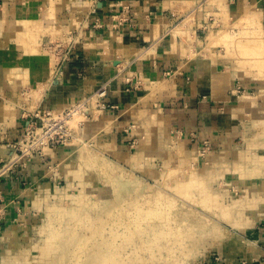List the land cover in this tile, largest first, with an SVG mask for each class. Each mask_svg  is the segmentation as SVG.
<instances>
[{
	"label": "crops",
	"instance_id": "crops-1",
	"mask_svg": "<svg viewBox=\"0 0 264 264\" xmlns=\"http://www.w3.org/2000/svg\"><path fill=\"white\" fill-rule=\"evenodd\" d=\"M218 12L227 13L231 23L243 15L264 23V0H0V164L13 152L11 144L21 135L26 110L44 105L61 109L92 95L103 83H108L104 103L110 107L97 111L87 124L91 132L98 131V137L105 140L107 126L110 137L123 129L128 134L133 131L141 136L136 152L147 158L167 151L172 142L195 150L208 139L211 150L202 158L215 159L220 151L216 163L242 144L255 99L245 93V87L254 81L240 76L247 71L242 64L237 70L231 61L213 59L210 51L200 49L199 38L192 43L194 53L188 48L181 54L172 42L187 44L181 42L182 30L170 34L189 14L197 13L198 20L205 22L207 14ZM97 18L100 28L90 27ZM74 31L82 38L78 56L55 78L56 58L40 48L45 41L69 40ZM243 92L240 97L249 103L238 98ZM250 125L247 147L260 152L245 150L240 156L234 150V155L251 162L255 178L264 180V145L258 139L260 131ZM65 147L51 154L58 164ZM43 160L38 156L3 177L4 200L11 211L22 206L31 210L28 205L33 199L27 190L38 191L48 181L54 182L55 172ZM241 173L245 172L237 175ZM239 181L243 194L254 186L252 192L264 197L261 182ZM35 200L39 208L41 198ZM256 214L260 216L254 225L244 228H254L252 232L241 236L250 235V242L243 241L252 245L248 248L260 261L264 259V198Z\"/></svg>",
	"mask_w": 264,
	"mask_h": 264
},
{
	"label": "rangeland",
	"instance_id": "rangeland-1",
	"mask_svg": "<svg viewBox=\"0 0 264 264\" xmlns=\"http://www.w3.org/2000/svg\"><path fill=\"white\" fill-rule=\"evenodd\" d=\"M208 1L214 3V0ZM189 15L170 34L171 36L173 33H178L179 28L182 30L181 42L187 44L179 46L171 41L180 53L183 54L188 48L194 53L192 43L199 38V48H206V51H210L213 59L223 60V62L231 61L230 64L237 70L239 64L245 60L247 71L240 76L249 82L254 81L247 86L242 83V89L244 85L247 89L245 93L251 94L255 98L254 104H250L249 112V117L253 121L251 120L246 127L247 133L241 141L242 144H236L238 146L230 149L228 154L216 163L213 161L218 158L220 151L216 152L215 159L214 157L204 159L203 156L198 157V148L194 150L181 147L175 142H172V146L167 151H161L156 156L147 158L141 157L142 153L136 152L141 144L139 134L133 131L132 134H128V130L123 129L117 137H110L107 126L103 128L107 137L105 140L99 141L96 136L98 131L93 133L86 125V128L79 129L77 141L58 146L51 150L47 156L42 157L45 158L43 163L48 162L49 169H53L55 172L51 175V180L54 182L48 181L38 191L27 190V194L33 199L28 205V209L31 210L27 211L26 207L24 209L22 206L11 211L5 203L6 191L2 188L4 176L23 165H28V163L25 161L14 164L13 170L0 176V195L2 197L0 202V264H39L44 255H46L44 259L48 258V260L45 259L48 261L47 264H56V258L64 254H66L67 264H72L75 258L70 253L69 246L66 248L60 244L65 240L67 231L72 229L71 221L75 216H78L80 209L84 208L86 211L96 212V215H100L108 209L111 203H114L115 206L111 207L113 211L114 208L117 213L125 211L132 224L129 223V227L124 226V223L118 226V228L120 227L119 242L125 239L126 232L132 233L134 229L141 232L140 228L144 227L145 231L142 232L145 237H143L144 243L146 245L149 242L148 245L152 244V248V246L155 247L154 240H156L152 238V235L158 231V228L169 229L166 231L168 236L166 235L165 239H162L165 243L167 242V245L169 243L171 245L172 242L171 248L169 246L168 249L167 247L160 249L155 247L157 253L154 255L151 253V249L144 251L148 257L152 256L149 260H152L151 264H168L173 261V258H176L175 264H237L238 262L240 264H261L260 261L264 262V259L259 261L255 258L257 255L250 252L248 248L252 246L247 242L251 241L249 234L254 228L249 231L243 228L246 227V221L243 219L250 214L248 212L249 202H247L249 198L244 196L242 191L244 186L239 178L250 179L256 184L261 182L263 191L264 180L255 178L256 173H252L251 162L245 158L238 159L234 155V150L239 151L240 156L245 155L243 154L245 150H251L255 154L260 152L256 148L252 150L247 147V138L250 137L248 131H251L250 124H253L252 127L255 131L256 129L260 131L258 139L264 145V23L261 18L250 15H243L237 22L231 23V18L224 12L207 14L205 22L198 20L201 15L199 17L197 13ZM220 21H224V26ZM93 25L94 23L91 22L90 27ZM197 25L200 30L196 29L195 31L193 28ZM84 30L82 28L80 32L84 33ZM81 39L79 32L74 31L69 40H51L52 43L50 40L49 42L45 41L42 48H39L41 51L49 53V56L53 54L56 58L55 52L49 48V43L64 45L72 43L79 49L82 46ZM47 53L40 55L48 57ZM162 78L166 79L165 77L160 79ZM245 93L239 94L238 98L249 103L240 97ZM37 107L32 106L26 111L34 110ZM40 108H45V105ZM130 132L131 130H129ZM134 140L136 141L135 146L133 145ZM66 145L68 153H63L64 157L58 164L51 154L55 155L60 147ZM75 145L77 148L74 147ZM248 159L251 161L253 157H248ZM241 170L245 173L237 175ZM198 186L205 189H199ZM38 196L41 198V203L39 208H35L34 202ZM82 199L84 203L81 201ZM126 202L133 208L125 205ZM89 203L97 204L91 207ZM226 204L227 208H224ZM138 208L139 210H137ZM145 209L147 213L144 211ZM237 210L242 211L241 217L237 215L238 219L234 218L236 213H230ZM140 211H142V215L138 213ZM132 221L138 222L135 224ZM147 228L152 229L148 231ZM62 231H66V233L61 234ZM244 232L249 233V236H241ZM51 233L53 236H50ZM56 236L63 240L61 239L60 242L57 239L58 243L55 241ZM48 240H50L49 243ZM138 240L135 243L141 241ZM243 240L248 241L244 243ZM135 248L130 245L123 254L127 256L130 253L129 257H132L136 254ZM48 252L52 254L50 255ZM47 254L50 256L47 257ZM124 255L123 257H125ZM25 256L28 257L27 260ZM40 256L42 257L40 258ZM129 257L127 256V258ZM87 261V264H94L90 262V259ZM129 264L136 263L130 262Z\"/></svg>",
	"mask_w": 264,
	"mask_h": 264
},
{
	"label": "bare ground",
	"instance_id": "bare-ground-1",
	"mask_svg": "<svg viewBox=\"0 0 264 264\" xmlns=\"http://www.w3.org/2000/svg\"><path fill=\"white\" fill-rule=\"evenodd\" d=\"M251 54V53H250ZM244 62L240 63L243 65V67L247 68V65L245 63V60H243ZM264 61V60H263ZM252 62V60H251ZM256 65V64H255ZM261 66V65H260ZM264 68V67H263ZM264 70V69H263ZM94 94V93H93ZM92 94V95H93ZM87 97V96H85ZM84 98V97H83ZM97 98V97H96ZM96 98H95V103H96ZM251 99H254V97H251ZM79 129L81 128H78L77 129V134H76V139L75 141H77V138H78V132H79ZM97 136V135H96ZM97 139H99V141L103 140V138H100L97 136ZM84 142V141H83ZM82 142V143H83ZM92 143V142H91ZM78 144V143H77ZM80 144V143H79ZM86 144V143H85ZM63 145V144H62ZM73 145V144H72ZM74 147L77 148V146L75 145ZM66 148V147H65ZM65 148H61V151L62 153H68L67 151H65L66 149ZM55 148H46L47 152H50L51 150H53ZM62 149H65V150H62ZM89 157V156H88ZM15 158V156L13 157L12 154L9 155V157L6 159V161H10V160H13ZM87 163V161H86ZM89 164V163H88ZM85 166V165H84ZM83 167V165H82ZM86 169V168H85ZM84 169V170H85ZM77 170V169H76ZM77 171H80V170H77ZM181 184V183H180ZM195 187V186H194ZM199 189H205L203 188L202 186H198ZM254 190V186L251 187L250 189H247L244 191V196H246L248 199L247 202L248 205H249V210L248 212L250 213L245 219H243L244 221L246 220V227H243V228H247L249 226H252L254 225L253 223L255 222V219L258 218V214H256V208L259 206L260 202H262V199L264 198L263 197V194L262 193H256V192H252ZM84 192V190H83ZM81 194H82V190H81ZM154 199V198H153ZM151 200V199H150ZM83 201V199L81 200ZM80 201V202H81ZM87 201V200H86ZM85 201V202H86ZM149 201V200H148ZM97 202V201H96ZM222 202V201H221ZM84 203V201H83ZM131 203V202H130ZM136 203V202H135ZM207 203V202H206ZM240 203V202H239ZM87 204V203H86ZM91 205V207H94L96 206L97 203H89ZM124 204V203H123ZM122 204V205H123ZM128 205L129 203H125V205ZM132 204V203H131ZM153 204V203H152ZM161 204V203H160ZM121 205V207H122ZM130 205V204H129ZM128 205V206H129ZM143 206V205H142ZM150 206V204H149ZM226 205H224V208H227ZM111 207H115L114 206V203H111L108 207L107 210H104V213L100 214V215H96L97 213L95 212H89V211H86L83 209H80L79 214L78 216H75V218L71 221V224H72V229L68 230L67 231V234L65 235L66 238L65 240L63 241V243H60L61 246H65L66 248H70V253L72 254V256L74 255V258L75 260L73 261L72 264H87L88 263V259H90L91 263H94V264H129L130 262L131 263H136V264H151L152 260H150V258L152 257H148L147 255H145L144 253L147 251L146 249H151L150 251H152L151 253L154 255L156 254L157 252V249L155 247H158L159 249L160 248H166L167 249L172 245V242H171V245L169 243V245H167L164 240L162 238H164L168 233L166 232L167 230L169 229H166L165 230L163 228H158V231L154 233V235H152V238L156 239L154 240L155 244L152 248H151V245H148V243L145 245L144 241L143 240V235L142 232L145 231L144 227L140 228L141 229V232H139L138 230L135 231L134 229V232H126L124 234V238L121 242L118 241V236L120 235L119 234V228L118 226L121 224V223H124V226H128L129 227V219L127 218L128 215L127 213L124 211L123 213H117L116 212V208H114L115 210L113 211V208ZM125 207V206H124ZM131 206H129L130 208ZM151 207V206H150ZM119 208V207H118ZM127 207H125L126 209ZM133 208V207H131ZM112 209V210H111ZM122 209V208H120ZM124 209V208H123ZM124 209V210H125ZM128 209V208H127ZM129 210V209H128ZM139 210V208L137 209ZM142 210V209H141ZM222 210V209H220ZM133 211V210H132ZM146 211V209L144 210ZM143 211V212H144ZM157 211V210H156ZM156 211H155V214H156ZM77 212V213H78ZM128 212V211H127ZM141 212V213H140ZM138 212L140 215H142V211ZM151 212V210H150ZM165 212V211H164ZM129 213H132V212H129ZM147 213V211H146ZM154 213V212H152ZM223 213V212H222ZM228 213V212H227ZM230 213H236L235 214V217L236 219H238L239 217H237V215H239L241 217V214H242V211L241 210H237V211H234V212H230ZM131 215V214H130ZM228 215V214H227ZM231 215V214H230ZM234 215V214H233ZM150 216V215H149ZM138 217V216H137ZM143 217H144V214H143ZM157 217H160V216H157ZM141 218V217H140ZM150 218V217H149ZM169 218V217H168ZM131 219V218H130ZM165 219V218H164ZM132 220V219H131ZM136 220V219H135ZM162 220V219H161ZM210 220V219H209ZM139 221V220H138ZM137 221V222H138ZM205 221V220H204ZM133 222V221H132ZM137 222H133V223H137ZM141 222V221H140ZM143 222V221H142ZM146 222V221H145ZM148 222V221H147ZM151 223V221H150ZM156 223V222H155ZM131 224V223H130ZM140 226H141V223H139ZM147 224V223H145ZM132 225V224H131ZM165 225V224H164ZM188 226V225H187ZM190 226V225H189ZM137 227V226H136ZM118 228V229H117ZM156 228V227H155ZM189 228V227H188ZM130 229V228H128ZM132 229V228H131ZM139 229V228H138ZM139 229V230H140ZM148 229V228H147ZM152 229V228H151ZM151 229H148V231H151ZM157 229V228H156ZM172 229V228H171ZM170 229V230H171ZM57 230V228H56ZM174 230V229H173ZM196 230V229H195ZM61 232V230H59ZM155 231V229H154ZM153 231V232H154ZM172 231V230H171ZM181 231V230H180ZM58 232V231H57ZM66 233V231H64ZM62 231L61 234L64 233ZM139 232V233H137ZM173 232V231H172ZM171 232V233H172ZM56 232H54L55 234ZM59 233V232H58ZM146 233H147V230H146ZM176 233V232H175ZM188 233V232H187ZM53 233L50 234V236H53L52 235ZM185 234V233H184ZM57 235V234H55ZM63 235V236H64ZM173 235V233H172ZM178 235V234H177ZM59 236V235H58ZM168 236V235H167ZM170 236V235H169ZM176 236V235H175ZM14 237V236H13ZM57 237V236H56ZM182 237H184L182 235ZM53 238V237H52ZM55 238V237H54ZM145 238V237H144ZM167 238V237H166ZM12 239V237H11ZM58 237L55 239V241H57ZM62 239V238H61ZM60 237H59V241L61 240ZM141 241H139V240ZM150 239H151V236H150ZM165 239V238H164ZM10 240V239H9ZM63 240V239H62ZM136 240H138L139 242L135 243ZM188 240V239H187ZM50 240H48V243H49ZM67 243H66V242ZM52 242V241H51ZM50 242V244H52ZM58 242V241H57ZM61 242V241H60ZM153 242V241H151ZM153 242V243H154ZM192 242V241H191ZM55 243V242H54ZM59 243V242H58ZM57 243V244H58ZM175 244V243H173ZM197 244V243H196ZM49 245V244H48ZM56 245V244H55ZM54 245V246H55ZM132 245V246H135L136 248V251H134L136 254L132 257H129L130 256V253L129 255H127L129 258H127V256H125L123 253L125 252V249L129 248V246ZM167 245V246H166ZM43 246H47V245H43ZM50 246V245H49ZM169 246V247H168ZM174 246V245H173ZM38 247V245H37ZM57 247V245H56ZM40 248V247H39ZM59 248V247H58ZM132 248V247H131ZM171 248V247H170ZM179 248V247H178ZM50 249V248H49ZM48 249V250H49ZM55 249V248H54ZM126 249V251H127ZM47 250V249H46ZM53 250V248H52ZM50 250V251H52ZM124 250V251H123ZM171 250V249H170ZM42 251V250H41ZM130 251V250H129ZM145 251V252H144ZM189 251V250H188ZM191 251V250H190ZM43 252V251H42ZM133 252V251H131ZM149 252V251H148ZM173 252V251H172ZM192 252V251H191ZM50 254V252H48ZM149 252V254H151ZM162 253V252H161ZM29 254V253H27ZM52 254V253H51ZM50 254V255H51ZM148 254V253H147ZM173 254V253H172ZM187 254V253H186ZM190 254V253H189ZM48 255V254H47ZM50 255H48L47 257H49ZM123 255L125 257H123ZM30 256V255H29ZM46 255H44L45 257ZM71 256V258H72ZM176 256V255H175ZM26 257V260L28 259L27 256ZM42 256H40L41 258ZM42 257L39 262V264H47L48 261H45V259L48 260V258H45ZM52 257H54L52 255ZM51 257V258H52ZM66 254L64 255H59L58 258H56V264H67L66 262ZM156 257H158L156 255ZM158 259V258H157ZM175 260L176 258H173V261L169 262L168 264H175ZM134 261V262H133ZM157 262V261H156ZM30 263V262H29ZM154 263V262H153Z\"/></svg>",
	"mask_w": 264,
	"mask_h": 264
},
{
	"label": "built area",
	"instance_id": "built-area-1",
	"mask_svg": "<svg viewBox=\"0 0 264 264\" xmlns=\"http://www.w3.org/2000/svg\"><path fill=\"white\" fill-rule=\"evenodd\" d=\"M98 20L99 18L96 19L93 26L100 28ZM51 43H49V48L56 55L54 76L58 78L65 73L67 65L78 56V48L72 43L66 45ZM107 94L108 83H103L93 95L74 101L61 109L37 107L34 110L25 111L26 123L21 135L11 144L12 155L15 158L2 163L0 176L9 170H13L14 164L25 161L29 164L38 156H47L49 154L46 150L47 147L56 148L62 144L73 143L78 128H86L87 122L95 117L97 111L110 107L104 103ZM192 140H196V134H193ZM135 144L136 141L134 140L133 145L135 146ZM201 145L202 147L198 149L199 156L206 157L211 150V143L208 139H204ZM26 166L23 165V167ZM1 199L0 195V202Z\"/></svg>",
	"mask_w": 264,
	"mask_h": 264
}]
</instances>
